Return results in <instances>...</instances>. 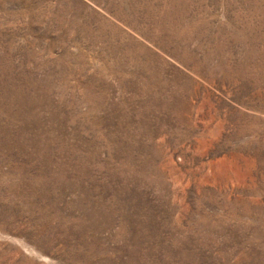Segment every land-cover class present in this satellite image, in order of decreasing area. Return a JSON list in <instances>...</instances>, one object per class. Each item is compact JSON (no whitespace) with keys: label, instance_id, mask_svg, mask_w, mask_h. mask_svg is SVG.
<instances>
[{"label":"rangeland","instance_id":"374dc122","mask_svg":"<svg viewBox=\"0 0 264 264\" xmlns=\"http://www.w3.org/2000/svg\"><path fill=\"white\" fill-rule=\"evenodd\" d=\"M0 264H264V0H0Z\"/></svg>","mask_w":264,"mask_h":264}]
</instances>
